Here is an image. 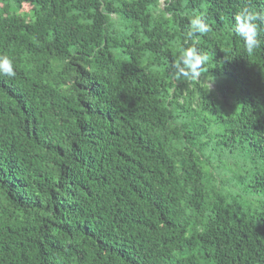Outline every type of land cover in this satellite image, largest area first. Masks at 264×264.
Wrapping results in <instances>:
<instances>
[{
	"label": "trees",
	"instance_id": "obj_1",
	"mask_svg": "<svg viewBox=\"0 0 264 264\" xmlns=\"http://www.w3.org/2000/svg\"><path fill=\"white\" fill-rule=\"evenodd\" d=\"M244 7L264 0H0V264H264V47L232 34ZM201 12L213 31L187 39ZM193 45L201 76L177 79Z\"/></svg>",
	"mask_w": 264,
	"mask_h": 264
},
{
	"label": "clouds",
	"instance_id": "obj_2",
	"mask_svg": "<svg viewBox=\"0 0 264 264\" xmlns=\"http://www.w3.org/2000/svg\"><path fill=\"white\" fill-rule=\"evenodd\" d=\"M261 25H264V10L244 7L235 14L231 31L235 37L243 41L247 53L264 47V38L260 35ZM212 31L205 13H193L189 17L187 39L199 38ZM207 60L208 56L201 53L195 45L181 46L178 49L177 59L172 63V71L177 79L198 80L201 76V69ZM15 76L14 59L7 54H0V77L11 79Z\"/></svg>",
	"mask_w": 264,
	"mask_h": 264
},
{
	"label": "rangeland",
	"instance_id": "obj_3",
	"mask_svg": "<svg viewBox=\"0 0 264 264\" xmlns=\"http://www.w3.org/2000/svg\"><path fill=\"white\" fill-rule=\"evenodd\" d=\"M204 81H205L206 83L210 84L211 86L213 85L212 83H210V80H209L208 78H205V77H204Z\"/></svg>",
	"mask_w": 264,
	"mask_h": 264
}]
</instances>
